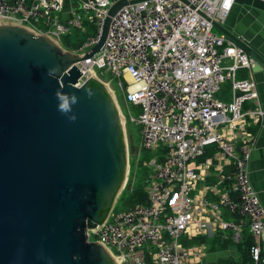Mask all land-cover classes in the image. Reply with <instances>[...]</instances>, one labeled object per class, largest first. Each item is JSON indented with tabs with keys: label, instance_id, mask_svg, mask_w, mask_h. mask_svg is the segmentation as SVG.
I'll return each mask as SVG.
<instances>
[{
	"label": "built area",
	"instance_id": "2783aa9c",
	"mask_svg": "<svg viewBox=\"0 0 264 264\" xmlns=\"http://www.w3.org/2000/svg\"><path fill=\"white\" fill-rule=\"evenodd\" d=\"M65 2L0 0V24L26 27L61 46L71 29H82L85 17L95 35L72 53L86 54L97 43L115 0H78L81 13L63 22ZM185 2L143 0L124 6L112 18L100 51L76 64L81 73L77 87L106 72L124 92L125 102L140 107L136 118L122 113L121 118L123 125L130 121L141 127L142 149L163 146L160 160L144 162L151 170L147 204L112 210L103 224L87 232V240L100 244L120 264H201L205 247L185 246L182 238L191 240L212 229L232 232L237 242L245 224L256 240L249 249L251 264H261L264 208L248 175L255 148L248 128L262 120L264 111L254 81L236 77L239 70L251 72L257 61L215 31L214 24L224 22L235 0ZM225 83L230 101L219 97ZM247 103L254 107L244 110ZM210 146L218 151L216 160L230 167L208 188L214 202L193 195L204 172L195 161ZM222 210L236 215L238 222L225 221Z\"/></svg>",
	"mask_w": 264,
	"mask_h": 264
},
{
	"label": "water",
	"instance_id": "95a60500",
	"mask_svg": "<svg viewBox=\"0 0 264 264\" xmlns=\"http://www.w3.org/2000/svg\"><path fill=\"white\" fill-rule=\"evenodd\" d=\"M141 1L116 0L83 55L0 24V264H116L87 232L126 185L128 143L114 96L96 74L77 87L76 64L100 51L121 8ZM214 27L264 67L259 52Z\"/></svg>",
	"mask_w": 264,
	"mask_h": 264
},
{
	"label": "crops",
	"instance_id": "0c3cea01",
	"mask_svg": "<svg viewBox=\"0 0 264 264\" xmlns=\"http://www.w3.org/2000/svg\"><path fill=\"white\" fill-rule=\"evenodd\" d=\"M77 13H81L78 0H66L61 13V20L65 22ZM220 25L235 38L243 40L264 57V3L261 0H235L227 18ZM215 31L225 36L219 30L215 29ZM236 77L238 79L249 78L254 81L258 102L264 111V67L257 63L251 72L239 70ZM219 97L224 101L231 100L229 83L223 85ZM253 107L252 103H247L244 105V110ZM248 131L255 137V148L248 165V175L264 208V117L258 124L250 125ZM217 152L213 146L206 147L203 155L194 164L202 167L204 172L202 174L203 179L197 183L193 195H198L209 202H214L216 197L208 188L216 185L219 172H227L230 169L224 161L216 160ZM162 155L163 152L158 154V160L161 159ZM198 171L199 169H197ZM222 217L225 221L238 222L239 220L225 210H222ZM242 234L248 237L247 241L251 243L256 241L250 235L248 226L245 224L242 227L241 238L237 242L232 239V232L213 231L212 229L208 234L193 238L194 243L203 245L206 249L201 264H242L245 258V249L238 245L242 241ZM185 241L190 240L185 239ZM259 244L264 250V234L259 239ZM261 264H264V255L261 258Z\"/></svg>",
	"mask_w": 264,
	"mask_h": 264
},
{
	"label": "rangeland",
	"instance_id": "374dc122",
	"mask_svg": "<svg viewBox=\"0 0 264 264\" xmlns=\"http://www.w3.org/2000/svg\"><path fill=\"white\" fill-rule=\"evenodd\" d=\"M98 73H100V72H98ZM99 76L104 81L110 82V87H108L106 85L105 86L109 90V92L114 96V98L116 100V104L118 105V108L120 110V113H122V115L126 116L128 119L130 116L136 118L141 112L140 107L134 106V105H129L125 102L124 92L116 85V81L115 80L113 81L112 76L110 74L103 72V73L99 74ZM123 88H125V85H123ZM124 131H125V137H126V140L128 143V177H127V182H128V179L130 180L131 178H132L131 181L133 182V179H134V182H133V185L131 186V188L129 190L127 188V190L125 191V187H124V189L121 192V193L124 192L121 201L119 200V197L121 194L118 196L116 202L119 200L120 204H119V209L116 211L123 210V209H126L127 207H129V205L131 204L130 201H131L132 197L134 196L133 191H136L142 187L143 184L141 182V179H143L145 177L147 171L150 169L149 167H148L149 168L148 169L147 166H144V162L150 163L152 160H155L156 157L158 156V154H160L162 152V149H163L162 145H160L158 150H156V151L142 149L140 147L141 127L134 122L129 121L127 123V125L124 124ZM129 135L132 136V138H133L132 140L134 142V147L136 148V151H137L134 159L131 157L132 155L130 154V151H129ZM139 161H140V163H138ZM127 182H126V185H127ZM141 191H142V193L140 194V196H143L144 190H141ZM114 207H115V205H114ZM180 243L185 245L186 244L185 238H182L180 240Z\"/></svg>",
	"mask_w": 264,
	"mask_h": 264
},
{
	"label": "trees",
	"instance_id": "16d2710c",
	"mask_svg": "<svg viewBox=\"0 0 264 264\" xmlns=\"http://www.w3.org/2000/svg\"><path fill=\"white\" fill-rule=\"evenodd\" d=\"M81 28L82 29H79V28L71 29L70 33L62 38L61 46L63 49L68 50L70 52H75L80 48V46L85 42V40L87 38L95 35V26L91 22H89L86 18L83 19L82 24H81ZM132 139H133L132 136L129 135V151H130V154L132 155L131 157L134 159L137 151H136V148L134 147V142ZM138 163H140V161ZM149 170L147 171L145 177L143 179H141V182L143 184L142 187L136 191H133L134 196L132 197V199L130 201L131 204L129 206L135 205V204H143V205L147 204V195L145 192V185H146V180L150 175L151 170L150 171ZM131 180H132V178L130 180L128 179L127 185L125 186V191L127 190V188L129 190L131 188V186L133 185L134 179H133V182ZM141 190H144L143 196H140V194L142 193ZM123 194H124V192L121 193V195L119 197L120 201L123 197ZM118 201L115 204V207L113 209L114 211L119 209L120 201L119 202ZM234 217L239 219L236 215ZM247 240H248V237L242 234V241H240L238 244L239 246H241L245 249V258H244V261L242 264H251V259L249 256V249L256 242V241H254V243H251ZM194 244H198V243H194V241L192 239V240L186 242L185 245L186 246H193ZM260 250H261V258H262V256L264 255V250L261 249V245H260Z\"/></svg>",
	"mask_w": 264,
	"mask_h": 264
},
{
	"label": "bare ground",
	"instance_id": "6f19581e",
	"mask_svg": "<svg viewBox=\"0 0 264 264\" xmlns=\"http://www.w3.org/2000/svg\"><path fill=\"white\" fill-rule=\"evenodd\" d=\"M109 91V90H108ZM110 93V92H109ZM112 95V94H111ZM113 96V95H112ZM118 106V105H117ZM120 111V110H119ZM113 260H114V262L116 263V264H120L119 263V261L116 259V258H113Z\"/></svg>",
	"mask_w": 264,
	"mask_h": 264
}]
</instances>
